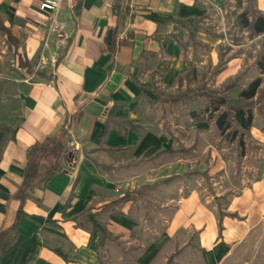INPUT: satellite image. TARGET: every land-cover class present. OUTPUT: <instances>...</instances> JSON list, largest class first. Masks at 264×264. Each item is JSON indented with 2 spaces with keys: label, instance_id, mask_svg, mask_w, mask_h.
<instances>
[{
  "label": "crops",
  "instance_id": "1",
  "mask_svg": "<svg viewBox=\"0 0 264 264\" xmlns=\"http://www.w3.org/2000/svg\"><path fill=\"white\" fill-rule=\"evenodd\" d=\"M41 1L0 0V11L23 39L34 72L49 78L32 75L20 122L0 154V232L17 222L10 236L14 246L0 264H101L98 231L80 224V219L88 215L96 228V215L109 214V228L114 222L126 226L124 217L108 210L124 207L126 189L141 177L132 162H144L148 152L156 154L164 145L133 129L120 134L109 125L108 114L116 105H124V118L130 113L126 103L138 94L130 81L133 67L163 41L172 20L197 15V4L223 0H63L58 19L66 26L67 39L61 47L50 38L44 47L48 22L39 10ZM259 1L263 9L258 11L264 14V0ZM115 29L113 49L107 39ZM63 134L69 138L70 158L46 157L38 178L25 189L28 149ZM54 165L60 169L45 180ZM224 212L220 232L214 209L199 191L191 190L179 203L169 234L197 232L207 264H219L264 220V175L234 197ZM161 240L148 254L156 253Z\"/></svg>",
  "mask_w": 264,
  "mask_h": 264
},
{
  "label": "rangeland",
  "instance_id": "2",
  "mask_svg": "<svg viewBox=\"0 0 264 264\" xmlns=\"http://www.w3.org/2000/svg\"><path fill=\"white\" fill-rule=\"evenodd\" d=\"M197 8V15L172 20L163 41L133 67L130 81L138 94L126 103L131 108L126 118L124 105H116L108 114L109 125L120 134L133 129L140 136L163 140L164 145L156 154L148 152L144 162H132L141 177L126 189L125 206L108 210L124 217L126 226L114 222L109 228V214L96 215V228L88 215L80 219V224L98 231L101 264H207L197 232L169 234L179 203L195 189L221 219L234 197L264 175L260 139V133L264 137V71L258 65L264 35L252 36L239 20L244 10L263 9V4L223 0L203 2ZM2 18L21 41L19 52L26 57L17 29L3 13ZM17 54L0 31V125L9 129L0 132V154L20 122L26 87L33 77L19 68ZM31 71L37 68L31 65ZM257 78L262 81L260 90L248 103L253 126L248 132L240 130L231 141L228 133L220 134L215 120L208 119L209 101L204 95L227 96L236 102ZM193 112L201 113L203 121H193ZM66 149L63 154L70 158ZM160 238L156 253L148 254ZM219 264H264V220Z\"/></svg>",
  "mask_w": 264,
  "mask_h": 264
},
{
  "label": "trees",
  "instance_id": "3",
  "mask_svg": "<svg viewBox=\"0 0 264 264\" xmlns=\"http://www.w3.org/2000/svg\"><path fill=\"white\" fill-rule=\"evenodd\" d=\"M120 9L118 6L114 8V13L117 17H119ZM239 20L244 29H246L252 36H260L264 35V14H262L258 10H244L239 15ZM0 31L7 38V42L10 47L16 50L18 56V66L20 69L26 70L29 74H35L37 77L49 80L45 75L40 72H32L31 65L27 59V57L23 56L19 49L21 47V41L14 36L12 30L7 27L2 18V12L0 11ZM112 36L110 39H107L108 44H110L113 49H115V37L118 32L117 29L111 32ZM20 53V54H19ZM259 69L261 72L264 71V53L261 55L260 60L258 62ZM262 81L260 78H257L249 86L244 89L239 96L238 101L232 102L229 100L227 96L216 97L209 95H204L209 104L206 107L205 112L209 115V120H215L216 127L221 135H227L231 139V141H235L239 135L240 130L244 132H248L251 130L254 122V113L250 108L248 103L252 101L258 94L260 90ZM224 109V110H223ZM223 110V111H222ZM214 115H217L216 117ZM191 119L195 122H202L203 117L201 113L193 112L191 113ZM237 126V128H235ZM4 126L0 125V132L3 133L8 131ZM1 139V136H0ZM68 136L63 134L59 139H48L42 144L35 145L34 147L28 149L27 151V165L25 170L23 171L24 177V188L28 189L31 187L29 181L38 178V170L39 167L44 161V159L50 155L53 157H62L64 156V151L67 146ZM65 157V156H64ZM60 169V166L54 165L48 170L47 175L45 176V180L49 179L56 171ZM28 198H32L31 195H28ZM22 212H20V215ZM231 217H237L232 215ZM220 232H222V224L220 219ZM16 224L10 228L9 230L0 232V258L5 255L8 251H10L14 244L11 242V234L16 231Z\"/></svg>",
  "mask_w": 264,
  "mask_h": 264
},
{
  "label": "built area",
  "instance_id": "4",
  "mask_svg": "<svg viewBox=\"0 0 264 264\" xmlns=\"http://www.w3.org/2000/svg\"><path fill=\"white\" fill-rule=\"evenodd\" d=\"M63 0H42L39 4V10L47 16V39L44 47L48 46L49 38L54 39L56 46L61 47L67 39L66 26L58 19V13L61 9Z\"/></svg>",
  "mask_w": 264,
  "mask_h": 264
},
{
  "label": "water",
  "instance_id": "5",
  "mask_svg": "<svg viewBox=\"0 0 264 264\" xmlns=\"http://www.w3.org/2000/svg\"><path fill=\"white\" fill-rule=\"evenodd\" d=\"M111 36H112V34H111V33H109L108 39H110V38H111Z\"/></svg>",
  "mask_w": 264,
  "mask_h": 264
}]
</instances>
